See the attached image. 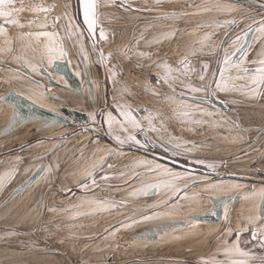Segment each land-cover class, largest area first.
<instances>
[{
  "label": "crops",
  "instance_id": "0c3cea01",
  "mask_svg": "<svg viewBox=\"0 0 264 264\" xmlns=\"http://www.w3.org/2000/svg\"><path fill=\"white\" fill-rule=\"evenodd\" d=\"M262 48L264 38L259 43L247 45L242 67L251 70L257 68L259 65L253 61L259 59ZM134 50L132 47L129 53ZM123 58L124 61L127 59L126 53H123ZM222 58L223 56L218 65L216 62H210L208 78L215 73L219 79V68L224 60ZM237 59L235 56L234 62L240 61ZM6 67L14 70L13 67ZM174 68L181 69V78L188 83V74H183L181 63L165 68L169 70L167 74L176 78L178 73L173 74ZM236 75L237 70L234 68L225 73L228 88L235 90L219 94V99L230 101L225 105L231 111H222L219 106H214L216 108L213 110L211 127L207 123L208 116L196 113V119L203 121L197 126V130L202 133L211 130L213 140L218 145L211 157L206 158L205 153L203 155L193 151L187 156L183 155V150L192 148L194 143L185 137L186 135L176 134L173 128H177V125L172 126V117L167 118L160 109L149 111L143 116H134L147 128L148 120L145 117L151 115L153 127L161 130L147 132V135L163 148L160 139L162 138L171 153L179 145L177 156L187 159L190 164L200 165L194 163L196 160L211 161L215 164V167L211 168L214 172L259 177L260 183H254V188L240 192V196L243 195L246 199L244 211L259 209L260 215L264 211L260 196L261 190L264 189V87L256 89L251 85V72L245 74L241 70V79H236ZM229 76L232 78L228 79ZM27 80L33 83L32 86L40 88L36 80ZM194 80L200 82L198 77ZM172 95L179 99V95ZM117 102L125 104L127 101ZM180 123L182 128L178 130L188 134L189 128L185 122ZM113 126L119 136L128 134L119 124ZM132 134L143 140L144 133ZM10 137L12 138V135L8 138ZM15 141L17 140L13 142ZM222 144H228V147ZM109 150L114 154L109 155ZM38 151H42V154L38 155ZM118 151L99 141L88 144L86 139H81L76 134L68 141H61L55 148L47 142H42L27 146L18 154L2 155L0 246L7 244V247L4 246L2 252L0 251V263L68 264L60 254L64 253L71 264H203L204 261L208 264H233L234 261L264 264L263 253L240 256L225 252L237 243L238 228L242 229V226H246V229L252 228V232L258 231L259 237L255 240L260 243L264 240V235L259 231L264 229V215L260 216L258 222L252 220L251 223L242 225L235 220L224 221L222 206L230 205L231 198L235 196L222 195L220 189L216 193L208 192V184L238 179H216L189 171L185 173V170L133 152L131 153L136 156L126 161L124 157H118ZM144 161H155L173 171L185 173L184 178L177 183L181 187L185 183L188 184L186 192H182L180 197L187 196L189 199L172 197L171 193L163 188L159 191H149L146 195H130L142 186L170 179L163 174H145L149 169L144 165ZM41 165L44 166L43 169H40ZM106 170L108 171L105 173ZM88 172L93 176L102 173L97 178L99 187L81 189L78 186L71 195L58 196V193L63 196L72 187L88 181ZM104 175L107 176L106 180L101 179ZM91 201H116L120 206L98 209V205L90 203ZM161 201H168L169 205L178 204V207L170 209L161 205ZM154 204L160 206L153 208ZM114 211L116 215H122L111 218ZM153 212L166 214L148 221L132 223L133 219L139 221L143 215H151ZM205 215L213 217L214 221L200 219ZM122 222L131 226L121 228ZM118 245L122 248H118ZM238 247L248 253V250L242 248L240 238ZM56 249L60 251L57 252Z\"/></svg>",
  "mask_w": 264,
  "mask_h": 264
},
{
  "label": "rangeland",
  "instance_id": "374dc122",
  "mask_svg": "<svg viewBox=\"0 0 264 264\" xmlns=\"http://www.w3.org/2000/svg\"><path fill=\"white\" fill-rule=\"evenodd\" d=\"M96 3L97 27L95 41H97L100 48L101 45L104 46L108 63L115 62L119 64V69H110L108 71L109 92L112 98L114 97V102L117 104L118 100L124 103V101L134 98L136 102H127L125 104L136 106L139 103V106L146 108V110L149 109L150 112L160 109L167 118L169 116L172 117V126L177 125V128H173L176 134L186 135L185 137L190 138L195 146H201V148L196 146L192 150L194 153L203 155L205 153L204 157H211L213 150L218 146L213 140L212 131L202 133L197 130V126H200L201 123L187 122L188 119L197 120L196 113L200 111L193 112L189 118L178 117L177 112H181L183 109L178 106L177 102H173L166 97H173L172 94H176L179 95V98L183 97L186 103H193L190 99L192 94L182 91L183 85L180 83V80H182L181 69L174 68L172 71L173 74L178 73V75H175L178 79L174 77L169 79V83L175 88V92H173L172 88H169L164 83L163 78L165 76L163 74L165 72L169 73V70L165 69L164 65L169 67L171 64L180 65L182 61H186L190 69L188 81L193 86H198L199 83L194 78L198 77L197 66L199 60L205 59L211 63L215 62L219 51L222 53V59H224L226 50L231 55L232 52L236 51L233 47V41L238 36L243 37V34L247 31V25L264 18V9L228 0H96ZM14 4L16 8L22 7L24 9L13 17L23 27L6 24L0 19V24H4L6 33L0 34V95L8 91H16L43 106L59 104L58 102L49 101L46 96L41 98L30 96L32 94H41L44 89L47 92L53 91L54 87L48 85L44 79H41L39 73L32 72L31 66L43 67L48 65L47 47L50 46V41L47 37L37 38L35 34L39 32H54L56 33V43L61 45L66 53L61 59H68L72 63L73 67L76 68L75 71L86 83L87 88L88 100L85 105L82 103L78 105L71 100L67 101L69 104L79 108L82 105L86 106L93 113L94 109L103 103L101 87L99 85V77L98 82L96 80L93 82L92 71H97L96 60L90 51L91 46L86 43L83 33L75 20L74 0H14ZM34 6L45 9L51 7L50 11L44 12L33 11ZM66 13L67 16H65ZM166 14L177 15L173 19L166 17ZM69 18L72 21L71 29L69 28ZM215 21H220V23L217 25L214 23ZM40 25H44V27H40ZM162 26L166 28L164 32L159 29ZM140 27L143 28V31H140ZM101 29L104 30L107 38L100 42L99 34ZM29 33L32 35H29ZM140 35L147 40L146 47L138 48L139 51L135 48L134 54L129 53L133 46H138L136 41L138 39L137 36ZM206 36L208 37L207 39H205ZM261 39L258 33L253 32L242 42L246 48L247 45L259 43ZM124 46H128V48ZM81 48L83 49L82 51H80ZM123 53H126L127 56L125 61ZM235 56L238 57L237 60H242L245 57V55L242 56L241 54H236ZM132 58L135 59L133 62H131ZM134 62L136 67L132 69L129 64ZM86 63L91 65L92 71L87 68ZM156 63L159 64L156 65ZM6 66L13 67L14 70H10ZM182 68L184 69V67ZM22 71H26L31 77L33 76L34 79L38 80L35 81L36 84L42 83L44 88L40 87L37 89L32 86L33 83L27 80L28 78L19 75ZM96 71L94 72L96 73ZM112 73H115V75H112ZM151 77L155 79L151 80ZM18 78L24 82H19ZM158 78L159 83L157 82ZM61 95L64 96L63 94ZM46 101L49 102L47 103ZM203 107H207L209 112H213L216 108L213 105H202L201 108ZM7 111L11 112V108L0 101V124L4 123L2 118L7 116ZM208 117L207 123L211 127L212 116ZM182 121L189 128L188 134L182 133L183 130H178L182 128V123H180ZM184 130L186 131V129ZM66 131V129L61 128L58 134L65 136L67 135ZM38 133L39 131L36 129V131L30 133L29 137ZM55 134L57 132L44 131L40 132L39 135L53 136ZM77 135L81 139L85 137L84 134L79 132ZM13 139V137H7L1 140L0 148L7 146L6 143L13 142ZM25 139H17V141L25 143ZM222 145L228 147V144ZM203 148L205 149L203 150ZM118 153V157H124L126 161L128 158L136 156V154L128 151H118ZM248 177L250 178L227 180V182L220 183L226 186L238 185V187L214 189L211 184H208L210 188L208 192L210 193H216L220 189L222 195L235 196L231 198L230 205L225 204L222 206V218L224 221L235 220L236 223L240 224L251 223L252 220L258 222L260 216L264 215V211L260 215L258 214L259 209L248 212L243 209L246 199L243 198V195L242 197L240 196V192L254 188L256 186L253 185L254 183H260L256 178ZM206 178L208 177L206 176ZM211 179L214 180V178ZM213 185H216V183ZM234 206L236 209L232 210ZM242 228L245 229V226H242ZM3 245L7 247V244ZM4 246H0V251ZM118 248L122 247L118 245ZM56 251L59 252L60 250L56 249Z\"/></svg>",
  "mask_w": 264,
  "mask_h": 264
},
{
  "label": "snow or ice",
  "instance_id": "6c2138e0",
  "mask_svg": "<svg viewBox=\"0 0 264 264\" xmlns=\"http://www.w3.org/2000/svg\"><path fill=\"white\" fill-rule=\"evenodd\" d=\"M51 7V6H50ZM50 7L45 9V8H40L39 6H34L33 11H44L48 12L50 11ZM219 7V6H218ZM79 8L80 12L82 14L83 18V23L84 26L87 29V32L89 34V39L93 42V48H95V35H96V27H97V3L96 0H79ZM24 9L21 8H16L14 4V0H0V19L4 21L6 24H11V25H18L20 27H23V25H19L18 20L13 19L14 15L18 13L19 11H23ZM177 14H166V17L168 18H175ZM67 16V13L65 14ZM60 19V18H56ZM55 23V20H54ZM217 25L220 23V21H215ZM231 23V22H228ZM257 24L259 25L257 27ZM72 21L69 18V28L71 29ZM40 27H44V25H40ZM258 33L259 37L264 38V18L260 19L259 21H253V23L247 25V31L243 34V37H237L233 41V47L236 49V51L232 52L231 55L228 54L227 50L225 51L224 55V60L223 64L219 68V79L216 78V74L213 73L211 78H208L207 76V71H208V66L202 65L200 69V76H199V85L198 86H193L192 83L188 82L186 83L184 80H180L181 85H183L182 91H187L191 93L190 99L193 101V103H186L183 99L181 98H176V97H167V99L172 100L173 102H177L178 106L183 109L181 112H177V116L181 118H189L193 112L195 111H200L202 116H212L214 115L213 112H209L207 107L201 108V106H207V105H225L229 103L227 99H219V94L224 93L227 91H232L235 89H229L227 86L226 78H225V73L228 72L229 69H236L237 70V75L236 79H241L242 77L239 75V72L242 70L245 74H248L249 72L252 73L250 76L251 80V85H254L256 89H259L261 87H264V48L261 49V52L259 54V59L256 61H253V63H257L259 66L255 68L254 70L248 69V68H243L242 65L244 64V60H240L239 62H234V57L239 52L242 56L246 55L244 43L242 42L250 33ZM0 34H6L5 33V27L4 24H0ZM29 35H32L29 33ZM37 38L39 37H47L50 41V46L47 47V55H48V64L51 65L54 60L56 59H61L63 58L66 53L63 50V47L61 45H58L56 43L55 37L56 33H49V32H39L35 34ZM106 35L104 33V30H100L99 34V39L100 40H106ZM208 37L206 36L205 39ZM239 46V47H237ZM83 49L81 48L80 51ZM104 56L103 53H101V62H103ZM182 64L185 65L183 69V74L186 76L190 69L187 66L186 61H182ZM165 68H167V65H164ZM42 70V67L32 65L31 66V71L35 73H39ZM112 75H115V73H112ZM171 77L166 73L164 79V83L169 87L172 88L173 92H175V88H173L172 84L169 83V79ZM232 77L229 76L228 79H231ZM159 83V78L157 80ZM255 95V92L252 93ZM3 97H0V100H3ZM231 103H235V101H231ZM116 110L119 113V119L117 116H114L112 112H107L104 114V123L108 126L109 128V134H112V129L113 125L119 124L121 129L128 133L124 137L121 136H113V139L115 142L123 146L125 144H133L135 145L138 149L139 148H144L146 149L149 143H153L151 141V138L147 135V132H159L161 129L155 128L152 125V116L149 115L145 117L148 120V127L145 128L142 126V124L135 118L133 109L131 108L130 105L127 104H117L116 105ZM89 119L95 123L96 118L94 113L89 114ZM189 123H202L203 121L201 120H191L188 119ZM162 128V125H161ZM135 132H141L145 133L144 139L141 140L137 137V135L132 134ZM161 139V144L163 145L164 151L168 152L169 151V146L164 144L163 139ZM195 145H192V148L190 149H184L183 150V155L187 156L190 151L195 149ZM180 151V146L177 145L175 149L172 150V156L171 159L174 161H179L177 160V153ZM109 155L114 154L109 150ZM101 165L103 164V158H101L100 161ZM144 165L149 169L148 173L145 174H163L167 177H170V179L163 181L162 183H157V184H148L145 186H142L141 188L133 191L130 193V195L136 196L140 194H148L149 191H159L161 188L165 189L167 192L171 193L172 197H180V194L182 192H186V189L188 187V184L185 183L183 187L180 186L178 181H180L182 178H184L185 173H187V169H185V173L178 172V171H173L171 168L165 167L163 164L156 163L155 161H144ZM194 163L203 165L207 168H214L215 164L206 162L204 160H196ZM111 167V166H109ZM44 166L41 165L40 169H43ZM102 171V168L100 169ZM86 179L90 180L89 183H82L79 185L81 189H88L90 187H99L97 184L96 178L93 176L91 172H88L86 174ZM102 180H106L107 176L104 175L101 177ZM202 182V181H201ZM212 188H223V187H238V185L234 186H226L223 184H216L212 185ZM261 196V202L264 204V189L261 190L260 192ZM182 199H189L187 196L180 197ZM90 203H95L98 205V209H102L104 207H119L120 205L117 204L116 201H91ZM161 205L168 207L170 209H175L178 207L177 205H169L168 201H161ZM160 205L154 204L152 205L153 208H157ZM50 211H55V209H49ZM166 213H157L153 212L151 215H143L139 221L133 219L132 223H138V222H143V221H148L154 218H157L160 215H164ZM131 224L128 223H121L120 227L121 228H127L130 227ZM260 234L264 235V229H260ZM253 239L257 238V232L254 230L252 232ZM238 241H239V233H237V243L233 244V246L230 249H226L225 252L226 254H238L240 256H248L249 253L241 251V249L238 247ZM261 247H264V240L261 241ZM203 264H208L207 261H204ZM215 264V262H213ZM233 264H244L243 261H234Z\"/></svg>",
  "mask_w": 264,
  "mask_h": 264
},
{
  "label": "flooded vegetation",
  "instance_id": "af4514ba",
  "mask_svg": "<svg viewBox=\"0 0 264 264\" xmlns=\"http://www.w3.org/2000/svg\"><path fill=\"white\" fill-rule=\"evenodd\" d=\"M74 17L75 20L77 22V24L79 25L84 39L86 41V43L88 45L91 46V53L95 56V60H96V70L92 71L91 65L89 63H86L87 68L92 71V75L94 77L93 82L96 80L98 82V77H99V85L101 87V97H102V105H100L99 107H97L96 109H94L93 113L95 115L96 118V122L93 123L90 119H89V114H92L90 112V110L88 109V107L83 106L85 105V103L88 100V94L87 92V88H86V83L80 78V76L78 75V73L75 71V67H73L72 63L68 60V59H56L53 61V63L51 65H47V66H43L42 69H46V70H42L39 72V77L41 79H44L45 82L54 87L52 90V92H47V90L44 89L43 93H39L38 95H30L33 96L34 98H41L42 96H46L47 99L51 102H58L59 104H54V105H49L46 107H48L50 110L59 112L57 108H61L63 106H70L72 108L78 109L79 111L85 112L86 113V117H84V120L82 123L79 124H72L67 122V124L64 125H52L46 128V126L40 127L38 122H30L28 124H26V126L32 125L31 128V133H33L34 131H36V129L39 131V133L35 136L32 137H27L25 140V143H20L18 141L15 142H9V144H7V146H3L0 148V157L2 155L8 154V153H20L22 152L23 149H25L27 146H32V145H36L37 143H42V142H47L50 145H52L54 148L61 142V141H65L68 140L69 138H71L72 136L76 135L78 132L84 134V139H86L88 144H93L94 142H103L105 146H109L111 148H113L114 150H121V151H128V152H133L148 158H152V159H157L159 161H161L162 163H166L170 166L173 167H177L180 168L182 170H185L187 168L185 167H179L178 165L170 162V161H165L161 158H157L156 156H154V154H159L162 156L167 157L169 160L174 161L171 159L172 153L170 151L165 152L163 150V148L159 145L156 144L154 141H152L153 143H149L147 148H137L135 145L133 144H125L123 146L118 145L115 140L113 139V136H119L118 132L115 131L114 126L112 129V134H109V128L108 126L104 123V114H106L107 112H112L114 116H117V118H119V113L116 110V103L114 102V97L112 98L111 93L109 92V85L110 82L108 80V71H110V69H119V64L113 62V63H108L107 61V56L105 54L104 51V46L101 45V48L99 47L97 41H95V48H93V42L89 39V34L87 32L86 27L84 26L83 23V19L81 17L80 14V8L78 6V0H74ZM97 40V39H96ZM99 41L101 42V40L99 39ZM135 41V40H134ZM102 44V43H100ZM134 48L136 46H133ZM89 52V51H88ZM101 53H103L104 59L103 62H101ZM131 54H134V51H130ZM90 54V53H89ZM135 59L132 58L133 62ZM200 63V60L198 62V65ZM135 62L132 64H129V67H131L132 69H135ZM182 64V63H181ZM210 65V63H209ZM182 67H185L184 64H182ZM198 68V66H197ZM96 71V73L94 72ZM69 72H72L76 82H74L72 85L70 84V82L68 81V77L66 76V74H70ZM87 72V71H85ZM98 72V74H97ZM19 73V72H18ZM117 75L118 72L116 71ZM86 74V73H84ZM88 74V72H87ZM20 76L22 77H27L29 79H33V76L31 77L30 74H28L26 71H22L21 73H19ZM161 75V74H160ZM97 76V78H96ZM163 76H165V73L163 74ZM156 77V76H154ZM151 77V80H154L155 78ZM96 78V79H95ZM19 82L23 83L24 81L20 78ZM38 81V80H36ZM109 84V85H108ZM26 85V84H24ZM78 87H75L77 86ZM97 85V84H96ZM27 86V85H26ZM39 86L41 88H44L42 86V83L39 84ZM48 87V86H47ZM57 92V93H56ZM64 92V93H62ZM65 92H71L73 94H75L76 98H77V104L79 105L80 103H82L83 105L79 108L77 106L71 105L69 104V102L67 100H71L72 98L68 95H65ZM13 93V92H12ZM20 93V92H19ZM86 93V94H85ZM61 94H63L64 96H62ZM19 96L26 98L27 96L17 93H13L11 94V97H9V99H13V98H18ZM86 96V99H85ZM29 98V97H27ZM30 100H32L31 98H29ZM85 99V100H84ZM34 101V100H32ZM49 101H46L47 103ZM72 101V100H71ZM98 101V100H97ZM127 102H136L133 99H129L126 100ZM35 102V101H34ZM74 102V101H72ZM126 102V103H127ZM139 102V101H137ZM75 103V102H74ZM139 103L136 104V106H133L130 104L131 108L133 109L134 115L137 116H143V114H147L149 112V109L146 110V108L139 106ZM60 105V106H59ZM216 106V105H213ZM220 107V106H219ZM60 113V112H59ZM36 126V127H35ZM62 129H66V133L67 135L65 136H61L60 134H58V132ZM57 132V134L53 135V136H47V135H39L40 132ZM144 135L145 133L142 135L143 139H144ZM140 139V138H139ZM131 147H134L131 148ZM42 151H38L37 153H40L38 155H41ZM177 160L179 161V163H181L184 166H191L193 168L198 169L197 171H192V170H188L189 172H194V173H199L204 175L203 173H201L200 171L205 170V171H212L209 168L203 167L202 165H196V164H190L188 162L187 159H184L182 157L177 156ZM177 162V161H174ZM108 170L105 171V173ZM102 173H98L95 174V178L97 180V182L99 181L97 178L101 175ZM90 180L85 181L83 183H89ZM90 184V183H89ZM79 185L74 186L71 188V190L69 192H67L66 194H64L62 196L61 193H58V196L60 197H66L71 195L75 189H77ZM80 190V189H79ZM122 214L119 213L118 215H116V211H114V215L111 216V218H118L120 217ZM239 224V223H238ZM242 225V224H239ZM242 228V227H241ZM252 228H248L246 229H239L238 228V232H239V238H240V242L242 243V248L248 250V253H263L264 254V247H261V243L259 240H255L252 237V231L250 230ZM258 233V231H257ZM257 237H259V235L257 234ZM252 238V239H251ZM60 254H64V253H60ZM64 256H66L64 254Z\"/></svg>",
  "mask_w": 264,
  "mask_h": 264
},
{
  "label": "water",
  "instance_id": "95a60500",
  "mask_svg": "<svg viewBox=\"0 0 264 264\" xmlns=\"http://www.w3.org/2000/svg\"><path fill=\"white\" fill-rule=\"evenodd\" d=\"M228 1L264 9V0H228ZM221 54H222L221 51H219L215 59V62L217 63V65L220 62ZM209 63L210 61L208 60H205V59L200 60V63L197 68L198 79L200 76V69L202 65L206 64L208 66V71H207V75H208ZM69 73L70 74H66V76L68 77L67 79L72 85L74 82H76V80L72 72H69ZM75 87H78V85ZM12 92L13 91H8L7 93H3L0 96L4 98L3 100H0V101H2V103L8 105L11 108V112L9 114L8 119L0 126V139L5 138V137L7 138L13 135L16 131L20 130V128L21 129L24 128L26 124L32 121L38 122L40 127L46 126L47 128L52 125H57V126L64 125V124H67V122L72 123V124H76V123L79 124V123H82L84 120V117H86L85 112L79 111L78 109L72 108L70 106H63L60 109L57 108L58 111L60 112L59 113V112L50 110L48 107L38 104L36 101L34 102L27 97L24 98V97L19 96L18 98L9 99V97H11V94L13 93L20 94L16 91H14L13 93ZM217 106H220V105H217ZM220 110L231 111V109L227 107L226 105L220 106ZM131 148L134 149V147H131ZM154 156H156L157 158H161L165 161H170L178 165L179 167L181 166L185 167L188 170H192V171L198 170L191 166H184L181 163L171 161L167 157L159 155V154H154ZM200 172L203 173L204 175L212 176L216 179L217 178L219 179L250 178L244 175H239L237 173H230V172L217 173L214 171H205V170H202ZM254 178H256L257 180H261L259 177H254ZM200 219L205 220V221H214V218L210 217L209 215L200 217ZM61 255L68 264H71L70 261L67 259V257L64 256V254H61Z\"/></svg>",
  "mask_w": 264,
  "mask_h": 264
},
{
  "label": "bare ground",
  "instance_id": "6f19581e",
  "mask_svg": "<svg viewBox=\"0 0 264 264\" xmlns=\"http://www.w3.org/2000/svg\"><path fill=\"white\" fill-rule=\"evenodd\" d=\"M162 32H164L165 30H166V28L164 27V26H162V27H160L159 28ZM140 31H143V28L142 27H140ZM138 37V39H137V41H136V44L138 45V46H136L135 48L136 49H140V48H145L146 47V42H147V40L146 39H143V38H145V37H143L142 35H140V36H137ZM125 48H128V46H124ZM62 93H64V92H62ZM86 94V93H85ZM65 95H68V96H70L72 99V101H74L75 103H77V98H76V96H75V94H73V93H71V92H65ZM1 96V95H0ZM85 99H86V96H85ZM84 99V100H85ZM60 106V105H59ZM9 114H10V112L9 111H7V116L5 117V118H2L3 120V122H5L7 119H8V117H9ZM3 124V123H2ZM2 124H0V126L2 125ZM31 128H32V125H29V126H26V127H24V128H22V129H20V130H18V131H16L13 135H12V137L14 138L13 140H19V139H22V138H27L29 135H30V133H31ZM5 139V138H4ZM0 142H1V140H0Z\"/></svg>",
  "mask_w": 264,
  "mask_h": 264
}]
</instances>
